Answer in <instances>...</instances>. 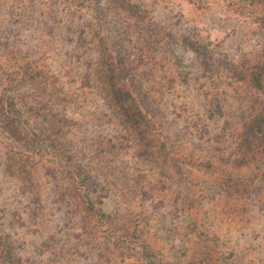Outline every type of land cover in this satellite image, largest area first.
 Wrapping results in <instances>:
<instances>
[{"label":"rangeland","instance_id":"1","mask_svg":"<svg viewBox=\"0 0 264 264\" xmlns=\"http://www.w3.org/2000/svg\"><path fill=\"white\" fill-rule=\"evenodd\" d=\"M120 1L0 0V264H264V0Z\"/></svg>","mask_w":264,"mask_h":264},{"label":"trees","instance_id":"2","mask_svg":"<svg viewBox=\"0 0 264 264\" xmlns=\"http://www.w3.org/2000/svg\"><path fill=\"white\" fill-rule=\"evenodd\" d=\"M117 1L121 3L120 0H117ZM189 47L199 56H202V57L208 56L207 54L208 52L202 51V48L197 46L196 44L189 45ZM100 58H102V56ZM105 65H107V63H105ZM206 68L208 69L207 64H206ZM251 73H252L251 82H253L257 88L264 89V83L261 81L262 80L261 77L264 75V66L257 65L254 69L251 70ZM117 99L121 103L122 108H127V112H128L130 108H129L128 102L123 99V95L118 96ZM263 113L264 112L260 113V115L248 121L247 125L250 128L249 131H250L251 138L260 137L264 133V129L262 128V124H264ZM244 127H246V124L244 125ZM247 136H249V134H247ZM251 145H252V142H250L249 146Z\"/></svg>","mask_w":264,"mask_h":264}]
</instances>
